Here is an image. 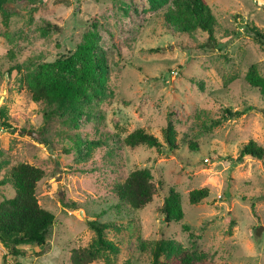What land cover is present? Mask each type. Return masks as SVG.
Instances as JSON below:
<instances>
[{
	"label": "rangeland",
	"instance_id": "1",
	"mask_svg": "<svg viewBox=\"0 0 264 264\" xmlns=\"http://www.w3.org/2000/svg\"><path fill=\"white\" fill-rule=\"evenodd\" d=\"M207 1L221 47L212 51L194 48L207 40L206 32L181 35L165 23V7L153 9L148 0L4 3L0 69L16 66L0 77V106L7 115V124L0 122V179L19 161L42 167L37 195L56 222L45 244L21 245L26 255L14 256L0 242V264H70L71 248L95 238L92 219L112 221L104 237L118 243L119 252L104 250L90 264H151L156 241L166 245L163 255L185 249L200 264H264V157L239 159L248 140L264 146V99L244 78L252 63L264 73V44L243 25L264 31V0ZM93 19L109 68V93L76 123L57 116L45 122L48 107L32 100L21 83L23 72L30 59L50 61L73 51ZM226 105L246 111L219 119ZM169 121L173 150L123 142L143 127L166 143ZM191 141L198 150L189 147ZM143 167L156 183L153 199L138 210H119L114 182ZM204 186L208 196L191 203L189 191ZM170 189L180 195L183 217L166 222L158 209ZM11 195L10 187L0 185V199Z\"/></svg>",
	"mask_w": 264,
	"mask_h": 264
},
{
	"label": "trees",
	"instance_id": "2",
	"mask_svg": "<svg viewBox=\"0 0 264 264\" xmlns=\"http://www.w3.org/2000/svg\"><path fill=\"white\" fill-rule=\"evenodd\" d=\"M6 1L0 0V14L5 23L8 21V13L4 7ZM148 2L153 9L165 7L163 11L165 23L181 35L193 37L198 31L206 32L207 40L198 42L194 48L208 51L221 48L214 34L217 17L207 0H148ZM243 25L246 26L248 34L257 42L264 44V31L247 23ZM99 38L98 26L93 19L91 27L84 33L82 41L73 51L50 61L29 60L32 65L23 72L21 83L29 91L33 101L43 102L48 107L45 122L57 116L65 117L64 121L69 124L76 123L82 115L88 114L95 100L109 93L107 91L109 68L101 52ZM6 55L12 59L15 57L13 50L10 49ZM15 66L16 64L10 65L4 71L0 69V77L4 76L3 73L9 76ZM244 78L264 99V73L259 71L257 64L249 65ZM245 111L246 109H232L226 105L219 119L234 118ZM5 116L6 108L0 106V122L3 124H7L3 121ZM174 129L173 123L169 121L164 129L166 143L143 127H137L129 132L123 138V142L129 146L147 144L158 151L173 150L177 147L172 135ZM79 141L83 140L79 138ZM188 144L192 150H198L196 142L191 141ZM76 145L82 143L77 141ZM246 154L261 159L264 157V146L250 139L242 145L239 159ZM44 175L45 170L42 167L19 161L12 164L0 179L1 186H8L13 190V195L0 199V242L14 256L27 254L21 245H43L48 242L56 222L55 214L40 204L37 195V183ZM112 190L117 197L115 204L119 210L122 207L138 210L153 199L156 183L148 168H135L125 177L115 181ZM208 193L209 189L206 186L194 188L189 191V201L193 204L198 203L207 197ZM158 210L164 214L166 222L182 219L183 210L179 193L170 189ZM111 223L112 221L89 220L95 238L86 246L71 248L70 264H90L102 256L104 250L118 253L119 247L116 245L118 243L104 237V230ZM165 246L162 242H155L151 248V264H200L202 260L185 249H179L171 255L168 253L163 255Z\"/></svg>",
	"mask_w": 264,
	"mask_h": 264
},
{
	"label": "water",
	"instance_id": "3",
	"mask_svg": "<svg viewBox=\"0 0 264 264\" xmlns=\"http://www.w3.org/2000/svg\"><path fill=\"white\" fill-rule=\"evenodd\" d=\"M259 233V232H258Z\"/></svg>",
	"mask_w": 264,
	"mask_h": 264
}]
</instances>
